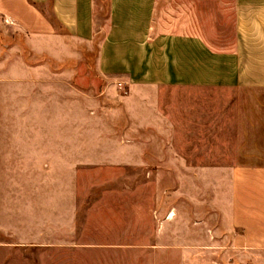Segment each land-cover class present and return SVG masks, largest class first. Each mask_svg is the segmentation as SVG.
Segmentation results:
<instances>
[{"label": "crops", "instance_id": "obj_1", "mask_svg": "<svg viewBox=\"0 0 264 264\" xmlns=\"http://www.w3.org/2000/svg\"><path fill=\"white\" fill-rule=\"evenodd\" d=\"M102 168L156 185L173 264H264V0H0V264H87Z\"/></svg>", "mask_w": 264, "mask_h": 264}, {"label": "rangeland", "instance_id": "obj_2", "mask_svg": "<svg viewBox=\"0 0 264 264\" xmlns=\"http://www.w3.org/2000/svg\"><path fill=\"white\" fill-rule=\"evenodd\" d=\"M100 10L96 16L97 22L105 17L106 9ZM88 53L90 65L93 61V50ZM125 175V169L102 168L86 171L87 190L91 186L89 181L95 176H115L118 179L117 184L106 183L92 187V193L87 195L86 207L79 212V228L84 230L74 233L73 239L95 245L94 248L86 249L87 264H156L160 257L165 258V264H173L179 257L191 254L194 249L185 251L173 247L177 241L189 238L190 233L181 230V223L174 219L172 213L169 214L171 218L166 220L157 211V201L152 199V191L156 185L135 183L132 198L129 199L124 190ZM113 186L118 189L117 196L94 193L109 190ZM159 224L161 230L158 231ZM197 236L201 238L202 233L198 232ZM159 241L164 246H155ZM73 255L77 257V253Z\"/></svg>", "mask_w": 264, "mask_h": 264}]
</instances>
